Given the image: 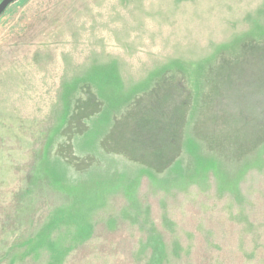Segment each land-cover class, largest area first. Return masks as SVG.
Masks as SVG:
<instances>
[{"label": "rangeland", "instance_id": "rangeland-1", "mask_svg": "<svg viewBox=\"0 0 264 264\" xmlns=\"http://www.w3.org/2000/svg\"><path fill=\"white\" fill-rule=\"evenodd\" d=\"M0 264H264V0L9 5Z\"/></svg>", "mask_w": 264, "mask_h": 264}, {"label": "water", "instance_id": "water-1", "mask_svg": "<svg viewBox=\"0 0 264 264\" xmlns=\"http://www.w3.org/2000/svg\"><path fill=\"white\" fill-rule=\"evenodd\" d=\"M16 0H0V16L6 11L9 5Z\"/></svg>", "mask_w": 264, "mask_h": 264}]
</instances>
